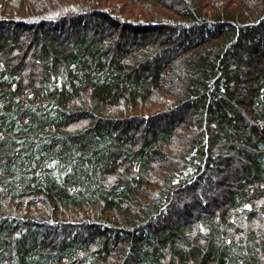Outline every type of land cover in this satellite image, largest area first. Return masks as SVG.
I'll list each match as a JSON object with an SVG mask.
<instances>
[{"label":"trees","instance_id":"1","mask_svg":"<svg viewBox=\"0 0 264 264\" xmlns=\"http://www.w3.org/2000/svg\"><path fill=\"white\" fill-rule=\"evenodd\" d=\"M0 264H264V0H0Z\"/></svg>","mask_w":264,"mask_h":264}]
</instances>
